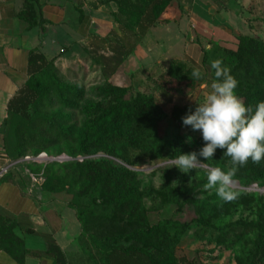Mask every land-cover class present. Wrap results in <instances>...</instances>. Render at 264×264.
<instances>
[{"label":"trees","instance_id":"16d2710c","mask_svg":"<svg viewBox=\"0 0 264 264\" xmlns=\"http://www.w3.org/2000/svg\"><path fill=\"white\" fill-rule=\"evenodd\" d=\"M174 1L95 0V8H116L111 15L118 32L106 39L95 38L87 49L104 78L89 90L65 78L55 59H48L39 50L30 52L29 80L8 105L5 151L9 163H17L28 156H49L53 148L67 146L65 153L71 161L29 163L40 165L33 171L38 175L43 169V189L74 210L82 226L78 239L81 255L68 256L51 245L48 255L55 264H181L178 246L194 227L192 233L197 240L216 245L213 253L221 255L243 243L245 249L236 264H264L262 197L216 194L211 199L191 198L186 204L194 207L193 220H150L147 197H155L163 206L179 204L185 195L214 180L175 189L170 172H166L163 187L147 193L136 169L140 160L156 162L168 157L179 162L204 161L202 150L224 136L228 140L215 151L212 165L230 181L244 186L264 184L262 38L242 34L237 50L213 42L202 45L209 75L202 76L184 61L166 62L145 78L152 92L137 90L135 84L119 86L111 81L150 30L165 22L162 18ZM19 17L30 30L40 28L45 32L50 25L39 0H24ZM142 73L132 78L137 80ZM207 78L215 90L232 93L241 111L221 107V126L203 130L197 148L181 132L171 143L161 134L162 124L170 120L180 131L197 121L193 116L196 112L192 105L178 104L168 113L158 98L171 105L175 97L193 93ZM240 208L255 210L257 218L217 224ZM183 209L181 206L178 211ZM15 227V223L0 218V252L25 264L30 252L14 234Z\"/></svg>","mask_w":264,"mask_h":264},{"label":"crops","instance_id":"0c3cea01","mask_svg":"<svg viewBox=\"0 0 264 264\" xmlns=\"http://www.w3.org/2000/svg\"><path fill=\"white\" fill-rule=\"evenodd\" d=\"M39 1L43 16L50 23L45 32H41L40 28L30 30L29 25L20 19L24 0H0V171L10 161L5 151L4 127L8 105L29 80L30 52L39 50L48 59H55L56 67L66 77L76 76L84 64H93L94 71L99 75L102 74L100 68L89 57L87 49L91 48L95 38L106 39L118 32V26L111 15V11H116L114 6L95 8V0ZM176 2L179 7L178 16H169V8L162 18L165 22L150 30L143 44L122 66L139 55L140 63L133 68L135 71H132L130 84L136 73H152L158 66L171 60L187 62L202 74L209 75L204 65L202 45L213 42L222 48L237 50L238 38L246 34L245 19L248 14L240 10L243 5L241 0ZM185 17L190 26V46L179 51L173 46L174 42L166 37V32L170 31L172 25L179 26L182 38L179 46L183 45L188 38L181 29ZM64 50V54H61ZM176 52L182 57L172 59ZM0 218L15 223L14 234L30 252L25 264H55L54 259L48 255L51 245L60 247L68 256L77 253L79 249L78 239L82 234V226L77 213L65 202L53 199L39 185L31 183L27 176H14L11 173L0 180ZM0 264L20 263L10 254L1 251Z\"/></svg>","mask_w":264,"mask_h":264},{"label":"rangeland","instance_id":"374dc122","mask_svg":"<svg viewBox=\"0 0 264 264\" xmlns=\"http://www.w3.org/2000/svg\"><path fill=\"white\" fill-rule=\"evenodd\" d=\"M241 2H243V5L241 9L238 8V10H243V13L247 12L248 14L247 18L245 19L246 34L259 36L264 40V0H241ZM178 11V3L174 1L168 11V14L174 18L178 16ZM181 29L185 32L186 37L188 36L187 40L185 39V43L181 46H179V42L182 40V38H180L179 26L172 25L169 29L170 31L166 32V37H168L170 41L174 42L173 46L179 51L186 46H190V26L187 23L186 17L181 23ZM163 36L164 35L162 34L161 37ZM177 52L172 56V59L182 57ZM138 56L139 55H135V57L131 58V60H129L126 65L120 69L119 73L111 79L114 84L119 86L131 85V74L132 71H135L133 68H135L140 63V58ZM94 72L93 64H84L83 67H81L77 72L76 76H71V78L65 76V78L70 81L75 80L76 82H80L86 87L87 90H89L92 85L99 84L104 81L102 74L99 73V75H97L96 72ZM199 73L204 76V74L201 72ZM85 74H87L86 77ZM149 74L151 73H142V76L137 80H135L136 77L132 78V84H135L137 90L143 92L149 90V92H152V87L148 88L145 82V78ZM158 101L168 113H170L172 110L171 108L173 105L188 104L194 106V112L196 113L193 116H195V119L197 120L194 122V124H191L189 127L183 126L179 131L177 125H175L170 120H166L161 126V134L172 143L177 135L181 132L186 138L187 142L192 147L196 148L197 140L203 130L208 129L209 127L221 126V118L219 115V109L221 107H227L239 112L241 111V105L235 102L234 95L225 90H215L211 80L208 78L205 79L201 86L193 93L184 97H175L174 102L171 105L165 103L159 98ZM227 140V137L222 136L217 141L212 143L208 148L203 149L202 152L205 159L204 161L197 159L192 162H179L171 161L168 157L156 162L140 160L139 167L136 169L140 173L142 188L146 190L147 193L151 188L158 190L163 187V176L166 174V172H170L171 186L175 189L189 188L195 186L205 179L214 180L213 183L200 187L194 193L185 195L179 204H169L167 206H163L162 202L160 200H156L155 197H147L145 199V205L149 210V217L152 223H157L158 221L167 218H174L181 221L193 220L195 218L194 207L186 204V201L191 198H197L200 200L208 198L211 199L216 194H225L227 196L248 194L264 198V184L252 186H244L240 183H234L235 185L231 183L228 184V182L221 177V170L212 165L214 162L215 151L223 146ZM66 147V145L58 146L49 152V156L46 154L49 159H51L50 162H64L59 159L63 156L67 157V154L65 153ZM62 151L63 153L60 154V157H58L57 154ZM67 158V161L72 160L69 157ZM50 162H44V164ZM16 168L17 169L12 171V174L14 176H27L31 183H33L31 175L40 176L43 172V169H41V171L38 172V175L35 174L33 170L40 168V165L36 164L18 163ZM224 169L229 170V167H225ZM211 202L215 203V201ZM181 206L184 207V209L182 212H179L178 209ZM256 218L255 210H246L244 208H240L236 210L231 216L223 218L221 222H217V224H228L238 220L251 221L255 220ZM195 230L196 227H194L192 232ZM192 232L184 237L182 243L178 246L177 256L181 264H236V259L241 255L242 250L245 249L243 243H241L230 251H223L221 255L218 252L213 253L217 248L216 245L209 244L208 241L197 240ZM81 253V246L79 245L77 254L81 255ZM85 264L93 263L87 261Z\"/></svg>","mask_w":264,"mask_h":264},{"label":"built area","instance_id":"2783aa9c","mask_svg":"<svg viewBox=\"0 0 264 264\" xmlns=\"http://www.w3.org/2000/svg\"><path fill=\"white\" fill-rule=\"evenodd\" d=\"M59 160H61V161H67L68 158L66 156H63ZM48 161L50 162L51 159H49V157L44 153V154L39 155L36 158L29 157L28 156V157H25L20 162H17V163H9L8 166H6L5 168H3L0 171V180L1 179H4L7 176H9L10 172L14 169L15 166H17L18 163H39V164H44V162H48ZM31 176H32L33 182L35 184L39 185L42 188V186L44 184L43 175H40V176L31 175Z\"/></svg>","mask_w":264,"mask_h":264},{"label":"bare ground","instance_id":"6f19581e","mask_svg":"<svg viewBox=\"0 0 264 264\" xmlns=\"http://www.w3.org/2000/svg\"><path fill=\"white\" fill-rule=\"evenodd\" d=\"M221 175V174H220ZM221 177L225 180V181H227L228 182V184H233V185H235L233 182H231L228 178H226V177H224V176H222L221 175ZM238 186V185H237Z\"/></svg>","mask_w":264,"mask_h":264},{"label":"water","instance_id":"95a60500","mask_svg":"<svg viewBox=\"0 0 264 264\" xmlns=\"http://www.w3.org/2000/svg\"><path fill=\"white\" fill-rule=\"evenodd\" d=\"M231 182H233V183H238L237 181H231Z\"/></svg>","mask_w":264,"mask_h":264}]
</instances>
